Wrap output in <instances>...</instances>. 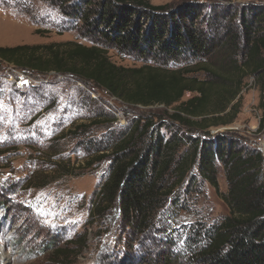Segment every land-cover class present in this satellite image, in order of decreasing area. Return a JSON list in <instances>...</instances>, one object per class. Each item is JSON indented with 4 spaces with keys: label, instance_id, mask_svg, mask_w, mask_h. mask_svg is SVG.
<instances>
[{
    "label": "trees",
    "instance_id": "obj_1",
    "mask_svg": "<svg viewBox=\"0 0 264 264\" xmlns=\"http://www.w3.org/2000/svg\"><path fill=\"white\" fill-rule=\"evenodd\" d=\"M46 1L68 5L70 15L89 34L151 62L117 65L101 46L73 41L0 46V61L92 82L127 105L171 108L168 121L177 126L165 135L152 119L142 118L98 145L90 160L108 157L110 166L89 212L90 223L103 226L106 214L117 207L136 237L155 230L160 210L196 166L227 213L204 232L194 233L189 263L264 264V157L258 147L243 144L245 138L236 131L211 133L235 121L248 78L259 91L257 130L264 131V0H226L209 12L200 0H187L173 10L147 0ZM179 59L189 64L169 68L163 63ZM185 93L190 96L183 99ZM116 119L112 114L108 122ZM218 164L224 170L225 193L219 190ZM84 246L85 236L64 245L47 241L43 250L51 262L70 264ZM179 261L178 255L166 252L143 264Z\"/></svg>",
    "mask_w": 264,
    "mask_h": 264
},
{
    "label": "rangeland",
    "instance_id": "obj_2",
    "mask_svg": "<svg viewBox=\"0 0 264 264\" xmlns=\"http://www.w3.org/2000/svg\"><path fill=\"white\" fill-rule=\"evenodd\" d=\"M147 1L172 10L189 3ZM246 1L238 0L240 4ZM199 3L209 12V7L226 0ZM69 8L46 0H0V46L73 41L101 46L117 65L138 67L151 62L89 34ZM163 63L169 68L189 64L183 59ZM189 96L185 93L183 99ZM240 99L235 121L211 133L233 130L245 138L243 144L258 147L264 131L257 130L262 112L252 78L246 79ZM171 113V108L162 105L121 103L92 82L69 75L34 73L0 61V264H56L43 245L47 241L64 245L84 236L85 246L70 264H143L166 252L178 255L179 264H191L194 233L204 232L227 213L196 166L160 210L155 230L136 237L117 207L106 214L101 227L89 218L110 166L108 157L90 160L98 145L110 142L142 118L152 119L162 134L169 135L177 129L168 121ZM112 114L116 122H108ZM79 124L86 127L76 130ZM216 176L220 192L225 193L227 183L220 164Z\"/></svg>",
    "mask_w": 264,
    "mask_h": 264
},
{
    "label": "built area",
    "instance_id": "obj_3",
    "mask_svg": "<svg viewBox=\"0 0 264 264\" xmlns=\"http://www.w3.org/2000/svg\"><path fill=\"white\" fill-rule=\"evenodd\" d=\"M262 156L264 157V133L262 134L261 136V143L260 145L258 146Z\"/></svg>",
    "mask_w": 264,
    "mask_h": 264
}]
</instances>
